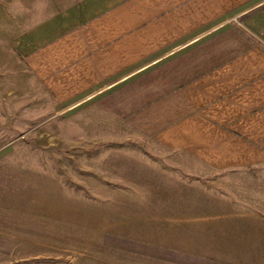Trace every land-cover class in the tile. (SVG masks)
Here are the masks:
<instances>
[{"label":"crops","instance_id":"0c3cea01","mask_svg":"<svg viewBox=\"0 0 264 264\" xmlns=\"http://www.w3.org/2000/svg\"><path fill=\"white\" fill-rule=\"evenodd\" d=\"M13 47L57 106L79 110L80 125L125 126L129 140L201 173H264V0H73ZM244 189L191 202L190 217L177 202L144 220L156 223L148 232L111 228L96 254L61 245L70 219L39 220L31 249L23 222H0V264H257L241 254L264 252V214L249 210L264 190Z\"/></svg>","mask_w":264,"mask_h":264},{"label":"rangeland","instance_id":"374dc122","mask_svg":"<svg viewBox=\"0 0 264 264\" xmlns=\"http://www.w3.org/2000/svg\"><path fill=\"white\" fill-rule=\"evenodd\" d=\"M72 1L0 0V222L12 229L17 220L20 227L23 222L28 233L20 239L31 249L38 239L31 237L37 224L54 218L62 228L59 220L70 219L71 236L58 238L61 245L72 253L96 254L107 240L106 231L125 223L136 234L148 232L144 220L174 213L181 208L177 202L190 217L188 204L197 199L231 193L236 198L245 186L264 190V173H201L187 158L154 142L137 136L129 140L125 126L80 125L78 109L57 106L33 80L13 39ZM202 184L211 187H197ZM231 209L221 206L218 213ZM249 210L264 214V191ZM215 224L216 229L224 226L222 220ZM148 225L155 228L156 223ZM216 237L223 243L221 235ZM11 239L14 244L18 238ZM259 243L264 244V237ZM241 255L264 264V252Z\"/></svg>","mask_w":264,"mask_h":264}]
</instances>
